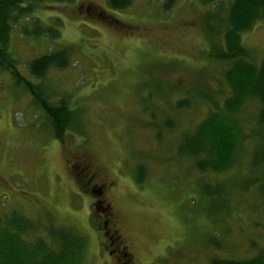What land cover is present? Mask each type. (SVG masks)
<instances>
[{
  "label": "rangeland",
  "instance_id": "374dc122",
  "mask_svg": "<svg viewBox=\"0 0 264 264\" xmlns=\"http://www.w3.org/2000/svg\"><path fill=\"white\" fill-rule=\"evenodd\" d=\"M108 1H45L13 26L10 50L36 84L29 61L71 52L70 66L40 83L53 104L68 100L77 121L58 142L28 92L0 70V220L13 211L27 217L40 230L32 240L45 228L75 230L88 241L83 264L111 261L92 219L94 195L78 177L85 170L95 190L112 183L102 205L115 213L133 264L254 258L264 249V169L249 167L255 140L218 175L177 154L183 136L228 96L230 64L212 60V43L222 38L211 36L209 21L225 25L233 0H130L125 9ZM33 21L57 27L58 38L24 35ZM242 44L259 63L264 22L242 34ZM183 100L190 107L178 109ZM258 108L248 102L237 116L244 133L255 128Z\"/></svg>",
  "mask_w": 264,
  "mask_h": 264
},
{
  "label": "trees",
  "instance_id": "16d2710c",
  "mask_svg": "<svg viewBox=\"0 0 264 264\" xmlns=\"http://www.w3.org/2000/svg\"><path fill=\"white\" fill-rule=\"evenodd\" d=\"M45 1L70 4L74 0H0V70L9 73L16 86L28 92L35 105L46 116L54 139L63 143L67 131L77 121V115L70 109L65 98L53 104L40 82L50 71L68 68L71 52L61 49L29 61V78L39 82L36 84L22 75L10 50L13 26L21 19L28 18L33 5ZM108 3L113 9H125L131 5L130 0H109ZM33 22L34 30L30 32L28 27L24 28V35L46 34L52 39L58 38L57 27L42 28L38 21ZM210 22L215 25L214 28L209 27L211 36L222 38L220 43H212V60L230 64L224 74L229 93L221 106L214 105L206 118L183 136L177 154L193 161L199 173L218 175L232 170L246 144L255 140L249 167L251 170L264 169V58L256 63L242 44V34L250 31L255 24L264 22V0H233L225 25L220 21ZM248 102L256 103L259 108L255 128L247 134L243 132L237 116ZM176 107L189 108L190 101L183 100ZM139 170L140 173L143 172L142 168ZM144 180L145 176H139L138 184H142ZM258 193L264 205V183L259 186ZM45 230L43 236H36L32 240L28 236L40 232L35 222L16 211L1 219L0 264L84 263L88 241L83 235L63 227ZM209 264H264V249L252 259L213 258Z\"/></svg>",
  "mask_w": 264,
  "mask_h": 264
},
{
  "label": "flooded vegetation",
  "instance_id": "af4514ba",
  "mask_svg": "<svg viewBox=\"0 0 264 264\" xmlns=\"http://www.w3.org/2000/svg\"><path fill=\"white\" fill-rule=\"evenodd\" d=\"M82 173L78 174L82 187L86 189V192L94 195L92 219H99V231L102 233L105 249L110 256L111 261L105 264H133L132 256L123 246L119 232L116 229L117 217L115 213L111 211L110 207L102 205L103 196L112 188V183L102 184L98 190H95V187H92L91 184L92 179L85 181Z\"/></svg>",
  "mask_w": 264,
  "mask_h": 264
}]
</instances>
